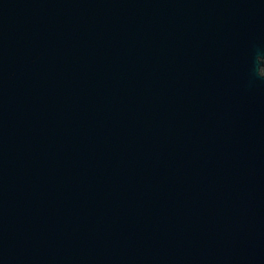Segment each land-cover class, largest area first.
<instances>
[{
  "label": "water",
  "instance_id": "water-1",
  "mask_svg": "<svg viewBox=\"0 0 264 264\" xmlns=\"http://www.w3.org/2000/svg\"><path fill=\"white\" fill-rule=\"evenodd\" d=\"M0 264H264V0H0Z\"/></svg>",
  "mask_w": 264,
  "mask_h": 264
}]
</instances>
